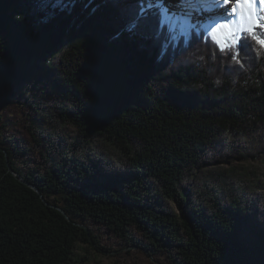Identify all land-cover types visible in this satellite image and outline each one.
Segmentation results:
<instances>
[{
  "label": "trees",
  "instance_id": "1",
  "mask_svg": "<svg viewBox=\"0 0 264 264\" xmlns=\"http://www.w3.org/2000/svg\"><path fill=\"white\" fill-rule=\"evenodd\" d=\"M88 1L0 0L1 128L9 107L49 87L76 129L28 173L0 132V264H70L81 244L104 257L90 225L176 264H264V229L245 228L246 210L204 208L181 188L223 133L264 123V54L242 40L237 63L195 26L173 37L159 11L130 34L138 0Z\"/></svg>",
  "mask_w": 264,
  "mask_h": 264
},
{
  "label": "rangeland",
  "instance_id": "2",
  "mask_svg": "<svg viewBox=\"0 0 264 264\" xmlns=\"http://www.w3.org/2000/svg\"><path fill=\"white\" fill-rule=\"evenodd\" d=\"M146 2L148 7V0ZM171 2L165 0L164 6L159 1L158 6L154 4L150 12L159 11L162 22L167 23L171 35L176 38L194 26L208 33L213 16L218 15L215 11L207 12L205 16L210 21L208 18L203 19L199 12L195 13L194 21H190L186 28L176 30L172 20L188 17L185 13H189V7L185 0ZM90 3L91 0L84 3V9ZM192 9L196 12L200 7L197 5ZM235 18L230 17L233 20ZM48 88L37 87L34 98L26 106L9 107L3 115L4 128H1L0 123V132L6 138L13 139V148L20 152L15 158L26 173L35 169L44 172L49 167L46 159L55 151L51 146L57 144L54 155L57 157L61 155L62 149L69 148L76 134L72 125L58 119L56 110L61 101L56 95L50 94ZM36 104L43 107L42 115L35 114L30 106ZM46 139H50L51 143L48 144ZM90 147L93 148V154L110 155L100 140H95ZM181 188L185 189L188 202H197L204 208H213L214 203L228 208L229 204L235 203L246 210L248 218L244 226L247 230L264 229V123L239 134L223 133L216 144L202 155L199 164L186 173ZM167 206L176 211L172 203H167ZM89 229L97 236V243L110 251L101 257L81 244L74 250L70 264H176L165 254H153L143 251L141 247L126 245L97 225H90ZM133 234L140 238L136 233ZM244 236L248 245L252 234L244 232Z\"/></svg>",
  "mask_w": 264,
  "mask_h": 264
},
{
  "label": "snow or ice",
  "instance_id": "3",
  "mask_svg": "<svg viewBox=\"0 0 264 264\" xmlns=\"http://www.w3.org/2000/svg\"><path fill=\"white\" fill-rule=\"evenodd\" d=\"M69 0H55L57 6H67ZM189 8L199 5L205 12L215 11L219 13L213 16L208 36L221 52H231L232 59L239 63L238 45L243 40L247 43L254 41L257 46V54H264V0H185ZM159 4V0H138V11L133 14L126 23V30L135 34L153 5ZM166 11V10H165ZM189 18L191 13H187ZM236 17L235 20L230 17Z\"/></svg>",
  "mask_w": 264,
  "mask_h": 264
},
{
  "label": "bare ground",
  "instance_id": "4",
  "mask_svg": "<svg viewBox=\"0 0 264 264\" xmlns=\"http://www.w3.org/2000/svg\"><path fill=\"white\" fill-rule=\"evenodd\" d=\"M160 1V3L162 2L163 4H164V6L166 5L165 4V0H159ZM172 2L171 3H173V0H171ZM188 6V5H187ZM190 13H191V17L189 18V16L187 17V16H185L186 18H183V19H177V20H172V22L173 23H175V28H176V30H180L182 27H187L188 25H189V22L190 21H194L195 20V13H200V14H202V16H203V19H205V18H208L210 21H211V19L209 18V17H206L207 15V12H205V11H202V10H200L199 9V11H193V9L192 8H189V10H188ZM185 14H187V13H185ZM219 14V13H218ZM206 15V16H205ZM200 17V16H199ZM200 18H202V17H200ZM236 19V18H235ZM210 21H209V23H210ZM178 26H180V28H178Z\"/></svg>",
  "mask_w": 264,
  "mask_h": 264
},
{
  "label": "water",
  "instance_id": "5",
  "mask_svg": "<svg viewBox=\"0 0 264 264\" xmlns=\"http://www.w3.org/2000/svg\"><path fill=\"white\" fill-rule=\"evenodd\" d=\"M3 152L5 154V158H6V161L8 160V157H7V153L6 151L3 149ZM9 171L13 174V176L17 177L18 181H20L22 184H24L25 186L31 188L32 190H34L39 196H40V199L44 202V198L41 196V194L38 192L37 188L34 187L33 185L27 183L26 181H24L20 176H17L10 168H9ZM56 210H58L60 213H62L64 216L65 214L63 213L62 209L60 208H57L55 207ZM66 217V216H65ZM67 218V217H66Z\"/></svg>",
  "mask_w": 264,
  "mask_h": 264
}]
</instances>
